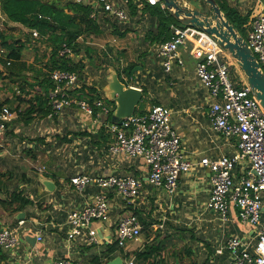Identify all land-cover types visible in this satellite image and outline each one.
<instances>
[{
	"label": "crops",
	"instance_id": "obj_1",
	"mask_svg": "<svg viewBox=\"0 0 264 264\" xmlns=\"http://www.w3.org/2000/svg\"><path fill=\"white\" fill-rule=\"evenodd\" d=\"M220 1H225L242 17L248 16L245 34L254 18L264 14V0ZM112 2L115 8L127 12L128 19L120 21L88 3L100 34L80 37V53L71 58L83 66L71 72L80 76L71 94L77 98L83 89L86 92L92 89L109 110L104 111L102 106L95 115L96 100L94 107L91 105L93 114L73 107L54 119L39 117L28 124L20 122L15 112L8 132L0 135V170L12 174L8 190L22 192L32 202L14 215L0 204V230L10 227L18 238L15 253L0 249V264H54L60 259L76 264L97 261L126 264L130 258H135L137 264H228L232 256L226 245L232 238L241 239L253 252L256 228L244 224L234 208L227 220L210 208L213 174L200 162L204 158H235L238 149L237 139H227L212 128L209 109L214 101L196 74L198 61L192 57L189 47H182L178 52L184 65L166 72L159 56L160 48L178 26H172L171 32L161 33L160 20L147 11L146 2L130 5L123 0ZM38 44L44 51L41 59L36 57L28 64L23 53V60L30 68L25 73L30 81L37 77L39 65L47 63L49 56L46 55L51 52L46 43ZM231 65L233 78L244 85L247 80L232 56ZM132 66L135 69L130 74ZM92 68L97 74L95 77L90 76ZM104 68L107 72L99 75ZM114 75L126 88L142 91L143 98L135 115L144 114L153 106H164L171 111V125L181 137L183 154L195 164L189 173L181 175L174 194L147 182L149 166L144 159L110 152L114 137L109 129L118 106L111 91ZM85 99L82 100L88 102ZM249 168L248 161H241L235 171L236 179ZM79 175L133 177L142 183V191L130 204L116 192H107L108 221H96L81 236L70 240L69 214L101 193L96 186L83 191L74 187L71 180ZM45 181L52 182L54 187L47 189ZM6 199L7 194L0 195V201ZM129 212L138 216L142 235L139 241L128 242L121 248L116 241V225ZM90 231L95 235L91 236ZM110 250L114 251L107 256Z\"/></svg>",
	"mask_w": 264,
	"mask_h": 264
},
{
	"label": "built area",
	"instance_id": "obj_2",
	"mask_svg": "<svg viewBox=\"0 0 264 264\" xmlns=\"http://www.w3.org/2000/svg\"><path fill=\"white\" fill-rule=\"evenodd\" d=\"M74 4L93 3L105 13L112 14L120 21H126L125 10L115 8L112 0H68ZM126 5L132 2H146L150 6L166 9L163 0H123ZM95 18V15H93ZM184 27V26H183ZM33 36L39 33L33 31ZM246 41L264 71V14L254 18L246 34ZM190 48V53L198 63L196 74L202 85L209 91L213 103L209 109V119L213 130L227 139H237L238 155L235 158L222 157L218 160L204 158L200 165L208 168L212 175L210 208L228 219L232 208L238 210L244 224L257 230L254 251L241 239L232 238L226 249L232 260L228 264H264V109L251 87L246 82L239 85L232 76L231 56L217 40L196 27L175 28L172 38L160 48V58L165 71L170 73L174 66L184 65L178 50ZM62 58H73L72 47L64 45L59 51ZM78 73L61 70L51 71L53 88L50 92L54 119L67 108L79 107L88 114H93V107L84 100L75 98L71 91L79 82ZM96 107L108 111L102 100H97ZM14 118L11 109L0 108V135L8 130V123ZM171 111L164 106H153L144 114L133 115L122 123H113L110 132L114 137L110 152L124 154L130 159L142 158L149 166L147 182L157 188H164L170 194L177 190L179 178L189 173L195 166L183 154L182 140L171 125ZM241 161H248L250 168L237 180L235 171ZM78 190L96 186L101 193L77 211L68 216L71 231L70 240L89 230L96 221H108L109 200L107 192H116L127 203H133L142 191V183L133 177H91L79 175L71 180ZM20 224H23L21 222ZM90 235L95 234L90 231ZM142 226L134 212L123 214L116 225V241L124 248L128 242L139 241ZM18 238L10 227L0 230V249L15 253ZM54 264H76L67 259H60ZM126 264H137L135 258Z\"/></svg>",
	"mask_w": 264,
	"mask_h": 264
},
{
	"label": "trees",
	"instance_id": "obj_3",
	"mask_svg": "<svg viewBox=\"0 0 264 264\" xmlns=\"http://www.w3.org/2000/svg\"><path fill=\"white\" fill-rule=\"evenodd\" d=\"M227 19L242 34H245L244 26L249 18L242 17L235 9L228 6L225 1L217 0ZM147 11L160 20L161 33L169 32L172 26L180 23L170 13L161 6L146 5ZM0 10L6 17L7 23L23 27L27 30V39L19 37L14 39V35H9L0 30V66L5 68V73L0 71V79H7L15 95L17 107L15 111L19 119L25 123H31L39 117H47L52 112L50 104V92L53 88V81L50 79L51 71L61 70L65 72H76L83 68L81 63H74L70 58H62L59 51L64 45L73 48L76 54L80 53L78 40L87 34H100V27L91 18L92 9L89 5L74 4L68 0H0ZM17 31L18 27L12 29ZM33 31L39 33L38 37L33 36ZM171 32V31H170ZM171 37V36H170ZM172 38V37H171ZM35 41L46 45L51 49L49 60L44 66L39 68L38 75L34 81H30L26 76L29 66L23 60V53L28 48V44ZM135 66L130 69L132 74ZM120 76V74H119ZM82 94L77 97L82 100L87 97L90 105L94 107V102L101 98L94 90H82ZM12 102L0 103V108ZM110 105V103H108ZM115 105V104H114ZM115 107V106H114ZM95 115L100 112V108L95 107ZM12 112V113H13ZM114 111L111 110L112 115ZM14 122L12 119L9 125ZM11 173H4L0 170V195L7 194L6 201L0 204L7 209L9 214L22 212L32 202L27 199L22 192H9L8 182L11 180ZM114 250H110L109 254ZM95 264H99L98 261Z\"/></svg>",
	"mask_w": 264,
	"mask_h": 264
},
{
	"label": "water",
	"instance_id": "obj_4",
	"mask_svg": "<svg viewBox=\"0 0 264 264\" xmlns=\"http://www.w3.org/2000/svg\"><path fill=\"white\" fill-rule=\"evenodd\" d=\"M166 10L184 27H196L213 36L227 51L242 70L248 85L264 109V71L249 47L245 37L227 19L217 0H202L206 10L188 3L187 0H163ZM88 5V2L85 3ZM112 98H116L117 109L114 123H122L135 115V110L143 98L142 91L126 88L114 75L111 85ZM47 189L53 188L52 182L45 181Z\"/></svg>",
	"mask_w": 264,
	"mask_h": 264
},
{
	"label": "rangeland",
	"instance_id": "obj_5",
	"mask_svg": "<svg viewBox=\"0 0 264 264\" xmlns=\"http://www.w3.org/2000/svg\"><path fill=\"white\" fill-rule=\"evenodd\" d=\"M187 1H188V3L194 4L196 7L200 8V9L206 10L202 0H187ZM176 26H178L180 28H185L181 24H179V25L177 24ZM15 27H18L17 31L12 30ZM0 30L5 31L9 35H14L15 37H13V38L17 39V40L19 39V37L27 39V30H25L23 27H19L17 25L7 23L6 17L2 14L1 10H0ZM243 36L246 38V34H244ZM43 54H44V51H43L42 47L40 49L38 42H34L33 44L29 43L28 48L24 52V60L26 62H28V64H30V63H32V61H34L36 59V57H39V59H41ZM41 67L42 66L39 65L40 69H41ZM94 67H97V64H95ZM0 68H1V70H3L2 72L5 73V68L2 69L1 66H0ZM106 72H107V69L104 68V71L102 73H99V75L103 76ZM90 76H92V77L97 76L94 68L91 69ZM10 84L11 83L9 82V80L0 79V103H4L7 100L10 102L12 101V104H6L5 106L10 108L11 111L13 112V111H15L17 102L14 98V96H15L14 93L11 91L13 86ZM13 89H14V91L16 90L14 87H13ZM13 113H14V115L16 114L15 112H13ZM16 116H17V119L20 122H22L19 119V116L18 115H16ZM6 132H8V130Z\"/></svg>",
	"mask_w": 264,
	"mask_h": 264
}]
</instances>
